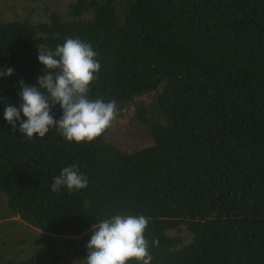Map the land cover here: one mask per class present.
Instances as JSON below:
<instances>
[{"label":"trees","instance_id":"16d2710c","mask_svg":"<svg viewBox=\"0 0 264 264\" xmlns=\"http://www.w3.org/2000/svg\"><path fill=\"white\" fill-rule=\"evenodd\" d=\"M23 12L0 19V69H14L0 78V220L46 234L55 263L64 255L54 237L85 264L92 226L120 214L149 218L151 264H264V0H70L65 11ZM68 38L89 43L101 64L89 98L114 99L117 114L135 107L151 145L123 149L111 126L90 144L55 128L28 139L5 121L19 82L37 86L42 75L38 45L55 51ZM73 164L88 187L52 192Z\"/></svg>","mask_w":264,"mask_h":264},{"label":"clouds","instance_id":"9594fccd","mask_svg":"<svg viewBox=\"0 0 264 264\" xmlns=\"http://www.w3.org/2000/svg\"><path fill=\"white\" fill-rule=\"evenodd\" d=\"M37 59L43 65L37 86L19 82L21 89L18 106L6 104L4 119L17 129L24 138H43L50 129L55 130L65 141L76 144L92 143L111 126L117 115V102H105L103 98H89L90 85L97 79L101 64L92 46L79 38H68L55 51L38 45ZM14 75V69H0V78ZM59 105L62 110L57 120L52 110ZM21 114L26 119H21ZM71 194L86 189L88 178L80 172L77 164L61 169L54 177L52 192L61 188ZM149 218L140 215H115L92 226V235L87 243L85 264H151L149 242L145 238ZM159 245V239L152 246Z\"/></svg>","mask_w":264,"mask_h":264},{"label":"rangeland","instance_id":"374dc122","mask_svg":"<svg viewBox=\"0 0 264 264\" xmlns=\"http://www.w3.org/2000/svg\"><path fill=\"white\" fill-rule=\"evenodd\" d=\"M70 0H39L32 3L30 0H0V19L14 18L23 15L25 7H34L38 14H42L46 6H51L60 11H65ZM153 95H148L140 102L149 105ZM135 107H129L123 113L117 114L111 123L109 141L119 145L123 149L136 150L149 146L153 143L149 130L137 124L135 121ZM2 209L5 206V196L0 195ZM172 236H183L190 238L186 231L181 233L170 232ZM48 236L40 230L28 226L17 217L0 220V264L9 260H20L26 258H36L40 264H77L71 258L65 256L63 246L67 239L64 237H54L52 243L57 254H63L64 258L55 263L49 252Z\"/></svg>","mask_w":264,"mask_h":264}]
</instances>
